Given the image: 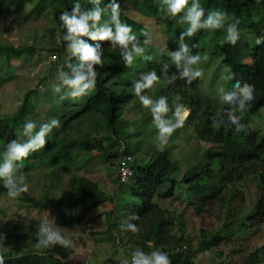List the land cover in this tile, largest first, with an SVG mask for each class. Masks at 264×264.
<instances>
[{"label": "trees", "instance_id": "1", "mask_svg": "<svg viewBox=\"0 0 264 264\" xmlns=\"http://www.w3.org/2000/svg\"><path fill=\"white\" fill-rule=\"evenodd\" d=\"M33 5L29 10V14L35 16L40 15L44 10L52 11L49 14H55L57 19L50 32V39L54 44L50 50L51 56L55 57L54 64L62 65L63 73L68 77L72 75L71 69L66 67L67 63L77 64L78 54L65 56L62 54L69 49V45L82 41L96 50L100 57V64H93L92 70L97 73L95 80L96 86L90 91L83 108L76 112L72 117L63 121L59 128H53L52 132L45 137L46 146L36 152L29 153L28 158L24 160H12L11 177L13 181H21L29 170L34 165L42 164L51 170V175H55L56 169L71 159L74 150L77 152H97L107 163L115 165L117 161L125 155H133L139 148L135 145L132 151L128 149L127 139L131 137V133L124 130L122 117L124 111L130 105L137 108L138 97L134 93V84L140 79L142 73L151 70L156 71L157 77H160L158 83H154L155 100L161 96L167 98V104L170 109L165 119L172 118V112L175 111L176 104H182L191 110V114L186 119L185 124L193 125L198 140V146L205 148V154L208 160L201 155L202 165L200 168L191 170V175L186 172L181 181L187 183V190L192 194L199 204L204 206L214 205L219 201L221 195L229 184L243 182L251 175H258V184L256 191L260 193V197L251 202V208L243 218L234 219L230 212L227 214L226 220L215 232L206 234L203 230L200 231L198 239V252L209 251L217 246L223 239L222 231L234 224H241L246 230H256L257 225L264 221V134L259 135L249 127L248 120L241 119L240 124L246 125L243 131L236 132L237 125L232 124L229 119V111L236 107V102H226L216 117L202 115L201 120L203 125L198 127L194 125L195 119L202 113L204 108L205 98L199 95L198 83L201 78H197L189 85L184 79H179L181 65L188 57L196 54L199 51V42L209 41L214 43L213 50L209 53L210 56H221L220 65L229 69L228 76L234 73L235 76L229 80L231 86L239 80L241 83L236 86L237 97H239L240 88L244 83L253 85L255 92L251 101L250 108L243 113L245 116L257 114L260 109L264 108V41L260 45L255 43L257 37L264 36V0H188L185 7L172 16L168 11L167 0H114L120 7L119 19L122 23L129 25L132 29L128 33L129 39L127 47H122L119 43L104 40L99 38L92 39L91 34L96 33L105 22H109L107 26L112 29L113 34L116 33L115 26L110 22L112 0H32ZM7 4V11L12 6L13 11H19L24 0H0ZM193 3L200 4L203 8V15L200 18V23L203 24L207 20L210 13L221 11L227 13V21L225 27L215 30L213 35H209L210 29L200 27L193 36L185 35L183 40L179 37L181 33H186L190 27V22L185 18ZM125 6H128L135 14L129 16L125 11ZM96 8L101 9V19L94 25L92 20H88L89 35L73 36L68 33L67 27H61L63 22L59 21V16L63 11H67L69 18L75 15L76 19H80L82 15L94 11ZM0 12H3L2 9ZM166 14L163 16V14ZM1 14V13H0ZM139 16V19L136 18ZM142 19H152L158 21L162 33L166 37V43L163 50L152 47L148 43L149 31L142 23ZM239 20L237 28L239 30V39L235 45L229 43H221L226 36V27L228 23H233ZM60 38V41L57 39ZM205 41V42H206ZM141 49L137 53L133 50V46ZM196 45V47H193ZM182 46L188 48V52L181 51ZM34 51L32 49H29ZM14 48H7V52L13 56L19 55L21 52ZM131 51L133 60L130 66L126 65L124 56ZM200 51L203 52L202 49ZM6 52V53H7ZM181 53L179 61L180 67H177L173 60L172 53ZM7 53V55H8ZM49 53V54H50ZM51 57V58H52ZM150 57V59H148ZM183 63V64H182ZM167 65V68H165ZM87 74V65L84 68ZM177 79L173 83H168L172 77ZM187 79V78H185ZM144 90L141 95L146 94ZM34 92L28 91L24 94L22 103L17 108L11 118H0V154L5 158L7 145L12 140H18L20 143H27L30 136L24 133V121L29 114L30 96ZM179 97V100H177ZM134 101L133 103H131ZM249 101H245L247 105ZM64 105H68L64 103ZM76 106V105H75ZM138 109V108H137ZM239 116L237 113H233ZM16 115V116H15ZM93 116L98 122V127L105 126L107 135L105 140L108 142V148L104 146V141L98 137L85 135L78 138H70V131L73 127L72 119L78 120L80 125L81 116ZM99 117V119L97 118ZM20 121V130L18 131L15 124ZM173 122L175 120L173 119ZM137 124V121L133 125ZM136 149V150H135ZM200 156V154H199ZM5 161L0 160V166ZM133 175L126 183L130 187V194L136 195L140 202L139 206L133 204L125 206L116 213L114 220L107 217V222H114L112 226H118L117 236L119 237L116 244L120 245V240L125 239L120 245L127 253L126 260L107 259L105 262L109 264H128L131 253V247L139 248L150 255L152 250H149L148 243H153V250H160L167 253L171 264H193L190 260L191 252L183 246V237H175L171 233L175 226L178 230H182L185 226L183 220L175 218L173 215H168L158 203L153 199H168L174 196V188L176 181L170 179V176L179 170L176 161L170 159L169 150L158 152L155 157L144 164L136 165L132 160ZM8 176L0 177V181H5ZM117 181V180H116ZM157 184L160 182H169V188L164 192L159 191ZM180 181V182H181ZM203 181V182H201ZM126 184L117 182V189H121ZM8 188V187H6ZM20 199L30 207L41 213L48 210L55 213L53 220L59 222H69L66 212L71 210H81V214L73 220L82 222L85 217L84 210L88 204L94 202V205L104 204V202H115V198L108 196L100 189L98 184L92 179L84 176H74L68 180V184L63 188L60 195L52 198L42 196L36 198L27 193H22ZM221 200V199H220ZM195 207L197 215L201 213L202 206ZM133 208V209H132ZM132 209V210H131ZM108 216L113 215L112 211L107 213ZM137 214L138 219H133L132 215ZM241 214V213H240ZM71 216V215H70ZM62 219V220H59ZM232 221H231V220ZM240 219H242L240 221ZM230 220V221H229ZM240 221V222H238ZM119 222V223H116ZM134 224L138 227V233H132L126 230L128 224ZM124 225V228H121ZM122 231L125 235L122 234ZM121 235L123 236L121 238ZM21 240L18 236L9 234H1L0 232V255H4L5 264H51V248L50 243L46 248L37 249L35 245L38 242V234H33L31 238L32 250L23 252ZM127 246V247H126ZM178 249L177 252L171 253L173 249ZM261 255H264V243L256 248L243 261L242 264H258ZM121 259V258H120Z\"/></svg>", "mask_w": 264, "mask_h": 264}, {"label": "rangeland", "instance_id": "2", "mask_svg": "<svg viewBox=\"0 0 264 264\" xmlns=\"http://www.w3.org/2000/svg\"><path fill=\"white\" fill-rule=\"evenodd\" d=\"M33 2L32 0H24L19 11H13L12 6L7 11V4L4 3L0 7V10L3 11L0 12V118L4 116L12 119L13 115L17 114V108L22 103L24 94L28 91L34 92L30 96L29 108H27L29 114L24 121V124L29 120L36 124L29 136H34L42 124L48 123L54 118L60 121L61 126L63 121L83 108L90 93L78 100L70 98L61 100V97H65L71 89L63 85L58 93L55 91L56 86L62 85L65 78L60 73L63 68L62 65L54 64L50 53L54 44L50 39L49 30L53 28L57 16L49 14L52 11L47 10L38 16L30 15L28 12ZM124 8L129 16L135 14L128 6ZM165 15L164 13L163 16ZM136 18L139 19V16ZM141 20L149 31V45L163 50L166 37L161 31L158 21L142 18ZM214 32L215 30H210L209 35H213ZM60 40V38L57 39V41ZM205 41L199 42V51L192 55H199V61L190 64L187 58L183 61L184 64L182 63L183 67L181 65V70L184 71L187 68L189 74L197 70L203 71L201 81L197 85L199 95L206 101L203 104L202 113L194 121V125L198 127L203 125L202 115L216 117L219 114V110L226 103L222 99L224 94L237 93L236 88L231 86L229 80L226 79L229 69L220 65L222 57L210 56L209 54L214 48V43L217 42ZM7 48L17 49L21 53L11 57L12 55L7 52ZM66 53L69 55L71 49L69 48L63 53L61 59H65ZM154 85L144 94L153 100H155V90L157 89ZM64 103L68 105L63 106ZM137 108L130 105L122 117L125 132L133 134L127 139L129 151H132L135 145L139 148V151L135 149L136 151L131 155L135 164L144 165L158 152L168 149L170 159L176 161L179 166V170L170 176V179L177 182L174 188V196L168 199H157L156 197L153 199L167 211L168 215L183 220L184 228L178 230L174 226L171 233L175 237H183V246L191 252L190 260L193 264H242L251 252L264 243V221L257 225L255 231L246 230L240 223L225 228L222 231V237L226 238L209 251L198 252L197 244L200 231L203 230L206 234L215 232L226 220L228 212L234 219L243 218V214L248 213L252 207L251 202L260 197V193L256 191L258 175H251L243 182L229 184L221 195V200L219 199L212 206L199 204L193 195L189 194L187 183L181 181L185 174L191 175L192 169L201 167V155L206 158V161L208 160L205 148L198 146L193 125L185 124L182 128L177 129L168 143L161 148L156 139L158 130L153 123L150 110L143 107L139 99ZM234 113L239 114V116L242 115L240 111ZM92 117L89 115L81 116L80 125H78V120L72 119L70 122L73 128L69 130L70 138L91 134V136L104 141L107 129L105 126L98 127V122ZM97 118L99 119V117ZM243 120H248L251 130L259 135L264 134V108L260 109L257 114L243 115ZM135 121L137 124L133 125ZM20 124V121L15 124L18 131ZM104 146L107 150L110 149L107 140L104 141ZM77 151L78 149L74 150L71 159L56 169L55 175H51V170L42 164L34 165L22 177L21 181H13L14 184L19 186L22 182H26L29 186L27 194L36 198L42 196L52 198L60 195L70 178L84 176L95 181L108 198H115V202L106 201L104 204L96 206L94 202L88 204L84 210L86 215L82 222L73 220L81 214V210L66 212L67 219L74 221L70 222L71 225H67L69 222H55L53 220L55 213L51 214L48 210L38 213L27 207L20 196L15 199L8 197L9 188H6L5 183L0 181V232L3 235L18 236L23 252H27L32 250L30 244L33 234H38L42 222H48L53 230H59L62 235L70 240L69 247L52 244L51 264H109L105 261L110 258L120 262L125 261L127 251L123 249L125 245H122L125 239L121 235L120 245L123 248L116 244L119 239L116 234L119 232L118 226L115 227L114 225L110 229V224L114 222H107V217L114 220V217L117 216L116 213H119L125 204V206L127 204L139 206L140 200L136 195L130 194V187L127 184L122 186L120 190L117 189L116 160L113 163H107L97 152ZM0 160L5 161L2 154H0ZM155 184L161 192L170 186L169 182L157 184L155 181ZM261 196L264 198V190ZM200 205L202 210L197 215L195 207ZM110 211L114 214L108 216L107 213ZM122 234L125 235L123 231ZM147 246L150 251H153L152 242L148 243ZM131 250L141 251L134 247H131ZM258 264H264V255H261Z\"/></svg>", "mask_w": 264, "mask_h": 264}, {"label": "clouds", "instance_id": "3", "mask_svg": "<svg viewBox=\"0 0 264 264\" xmlns=\"http://www.w3.org/2000/svg\"><path fill=\"white\" fill-rule=\"evenodd\" d=\"M92 2V0H89ZM98 3V0H95ZM188 0H167L168 11L172 16H175L179 13L187 4ZM112 15L110 22L115 26L116 33L115 35L112 32V29L107 26L109 22L100 27L96 33L91 34L92 39L99 38L101 41L109 40L113 43H119L122 47H127L129 39H134L135 37H129L128 33L132 31L129 25L122 23L119 19L120 7L117 3L112 0L110 3ZM203 15V8L200 4L193 3L192 8L189 10L187 17L185 18L190 22V27L186 33H181L180 39L183 40L185 35L193 36L197 29L200 27L209 28L210 30H218L225 27V23L228 19L227 13L221 11H215L209 14L206 21L203 24L200 23V18ZM92 20L94 25L98 23L101 19V9L96 8L94 11L82 15L80 19H76L75 15L69 18L67 11H63L59 16V21H62L63 24L61 27H67L68 33L73 36H87L89 35V25L88 20ZM239 20H236L233 23H228L226 27V36L221 43H229L235 45L239 39V30L237 28ZM264 41V36L257 37L255 43L260 45ZM196 47V45H193ZM71 49V55L78 54V63L73 65L72 63L66 62V67L71 69L72 75L70 77L67 74L63 73V70L60 71L61 74L65 76L62 81V85H57L55 91L58 93L60 87L66 85L71 91L66 93L65 97H61V100L70 98L72 100H78L82 96L87 95L91 90L96 86L95 77L97 73L93 72V64H100V57L97 55L96 50L91 46L83 43L82 41L69 45ZM137 53L142 50L133 46V50ZM182 52L187 53L189 50L186 46H182ZM174 62L177 67H180L179 61L181 59V53H172ZM126 65L130 66L132 64V54L131 51L124 56ZM150 59V57L148 58ZM200 59L199 55L188 57V63H196ZM87 65V74H85L84 68ZM167 68V65H165ZM203 76L202 70H197L189 74L187 68L180 74L179 79H184L187 84H191L193 80L201 78ZM235 76L234 73H231L226 79H232ZM187 78V79H185ZM177 79L176 76L172 77V80L168 83H173ZM160 77H157L156 71L151 70L146 73H142L140 79L137 80L134 84V93L138 97L141 105L145 108H148L151 112L153 123L158 130L156 139L159 141V146L163 148L168 143V140L172 134L179 128L184 126V123L188 116L191 114V110L186 108L182 104H176L175 111L172 112V118L165 119L170 109L167 104V98L161 96L157 100H153L150 96L141 95L144 90L152 89L154 83H158ZM240 81L235 82L234 87L240 85ZM253 92L255 88L253 85L244 83V86L240 88L239 97L235 92L226 93L222 96L223 101L225 102H236V107L229 111V119L232 124L237 125L236 132L239 133L243 131L246 127L244 124H240V120L243 119V113L247 111L251 106V101L255 99L253 97ZM179 100V97H177ZM245 101H249L247 105ZM235 111H240L241 116H236L233 113ZM173 119L175 122H173ZM36 127L34 121H27L23 128L25 134H31L32 130ZM60 121L58 119H51L48 123H44L40 126L39 131L35 133L34 136L30 135V138L27 143H20L18 140H12L7 145V151L5 154V162L0 166V177L8 176V179L5 181V187L9 188L7 193L10 198H17L21 196L22 193H26L29 190V186L26 182H22L19 186H16L13 182V179L10 175L12 170V160H24L28 158L30 151L36 152L40 149H43L46 146L47 141L45 137L48 136L53 128H59ZM133 219H138L137 214L132 215ZM121 228H124V225H121ZM132 233H138L139 229L134 224H128L127 229ZM60 244L64 247L70 246V240L67 239L64 235L61 234L59 230H53L48 222H42L38 231V242L35 247L39 250L42 247L46 248L49 244ZM132 259L131 264H171V261L167 253L160 250H155L150 253V256H146L143 251H134L131 253ZM0 264H5L4 255H0Z\"/></svg>", "mask_w": 264, "mask_h": 264}, {"label": "built area", "instance_id": "4", "mask_svg": "<svg viewBox=\"0 0 264 264\" xmlns=\"http://www.w3.org/2000/svg\"><path fill=\"white\" fill-rule=\"evenodd\" d=\"M53 60H55V57H52ZM132 156L131 155H125L123 157H121L117 163H116V180L119 184H126L128 183V181L130 180V178L133 175V170H132ZM178 249H173L170 252L174 253L177 252ZM146 256H150V255H146ZM131 259L132 256H130L129 262L128 264H131Z\"/></svg>", "mask_w": 264, "mask_h": 264}, {"label": "crops", "instance_id": "5", "mask_svg": "<svg viewBox=\"0 0 264 264\" xmlns=\"http://www.w3.org/2000/svg\"><path fill=\"white\" fill-rule=\"evenodd\" d=\"M153 249V248H152ZM154 251V250H153Z\"/></svg>", "mask_w": 264, "mask_h": 264}]
</instances>
